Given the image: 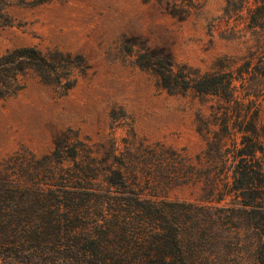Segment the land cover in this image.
<instances>
[{
    "label": "trees",
    "instance_id": "1",
    "mask_svg": "<svg viewBox=\"0 0 264 264\" xmlns=\"http://www.w3.org/2000/svg\"><path fill=\"white\" fill-rule=\"evenodd\" d=\"M161 2L185 19L206 0ZM27 3L0 0V27L14 23L12 6ZM217 24L246 52L226 54L210 70L177 63L165 47H130L136 64L154 72L162 87L215 100L201 127L207 141L201 175L206 200L147 195L132 171L104 163L69 129L40 158L23 149L17 157L28 153L31 159L12 155L0 161V247L11 242L16 254L24 251L26 257L0 264H210L200 251L203 236L220 225L238 228L240 212L254 229V264H264V106L259 103L252 113L248 105L264 92V0H227ZM90 68L84 54L58 47L8 48L0 54V97L19 92L32 75L66 94ZM246 121L254 140L243 151L237 147V131ZM212 123L222 126L212 130ZM243 188L249 192L242 202Z\"/></svg>",
    "mask_w": 264,
    "mask_h": 264
},
{
    "label": "rangeland",
    "instance_id": "2",
    "mask_svg": "<svg viewBox=\"0 0 264 264\" xmlns=\"http://www.w3.org/2000/svg\"><path fill=\"white\" fill-rule=\"evenodd\" d=\"M27 1L11 7L13 24L0 27V54L24 44L58 47L84 54L91 68L66 94L32 75L19 92L0 97V161L12 155L31 159L28 153L17 157L23 149L40 158L54 149L58 134L70 129L101 161L132 171L147 195L205 201L209 195L201 175L207 141L201 127L215 100L162 87L154 72L136 64L130 47H165L177 63L201 71L226 54L242 56L245 47L224 37L217 24L227 0H206L185 19L169 13L161 0ZM259 103L264 106V92L248 102L252 113ZM246 125L237 131L243 151L254 140ZM221 126L211 124L212 130ZM248 192L241 190L242 202ZM240 214L238 228L220 225L203 236L200 251L208 263L254 264V229L246 213ZM14 247L11 242L0 247V263L26 261L25 252L16 254Z\"/></svg>",
    "mask_w": 264,
    "mask_h": 264
}]
</instances>
